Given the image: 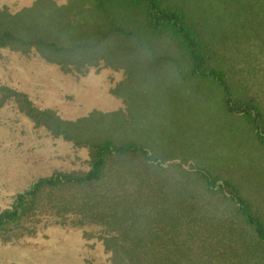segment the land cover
I'll list each match as a JSON object with an SVG mask.
<instances>
[{
	"label": "trees",
	"instance_id": "obj_1",
	"mask_svg": "<svg viewBox=\"0 0 264 264\" xmlns=\"http://www.w3.org/2000/svg\"><path fill=\"white\" fill-rule=\"evenodd\" d=\"M0 50L64 73L122 71L112 93L126 106L67 121L0 88V106L14 99L89 157L86 171L17 194L0 212V244L45 220L100 242L111 264H264V0H34L0 9ZM164 73L163 121L151 88ZM201 87L217 102L203 97L208 114L194 115L189 90ZM229 126L231 154L197 151Z\"/></svg>",
	"mask_w": 264,
	"mask_h": 264
},
{
	"label": "rangeland",
	"instance_id": "obj_2",
	"mask_svg": "<svg viewBox=\"0 0 264 264\" xmlns=\"http://www.w3.org/2000/svg\"><path fill=\"white\" fill-rule=\"evenodd\" d=\"M57 1L63 3L66 0ZM33 2L0 0V9L16 12ZM166 76V73L156 76L151 88V101L154 102L152 109L158 106L159 118L163 121ZM122 80V71L99 68L91 69L85 75L64 73L60 68L35 57L0 50V88L7 87L24 94L38 109L52 110L67 121L87 117L92 112L111 114L125 110L122 98L112 93ZM156 89L160 90L157 96L154 95ZM189 91V99L198 106V110L193 111L194 115L208 114L203 97L209 99V104L217 102L215 95L211 97L208 92L207 96L205 88ZM17 107L14 99H8L0 106V212L10 206L17 194L28 190L39 178L49 177L56 171L88 169L86 147L76 146L61 137L55 138L45 129L35 127ZM175 116H179L178 111ZM200 118L204 127H207L209 124L204 123V117ZM229 129L228 137H207V144L201 150L199 143L196 145L197 151L214 157L231 154L235 142L230 126ZM196 164L194 162L193 165ZM0 264L111 263L100 242L87 240L81 231L55 226L43 220L35 235L13 244H0Z\"/></svg>",
	"mask_w": 264,
	"mask_h": 264
}]
</instances>
